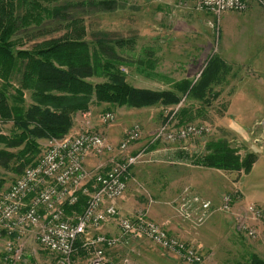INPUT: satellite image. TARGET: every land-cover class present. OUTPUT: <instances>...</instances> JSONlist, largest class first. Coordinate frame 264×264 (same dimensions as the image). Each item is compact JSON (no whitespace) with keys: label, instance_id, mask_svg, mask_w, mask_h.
I'll use <instances>...</instances> for the list:
<instances>
[{"label":"rangeland","instance_id":"obj_1","mask_svg":"<svg viewBox=\"0 0 264 264\" xmlns=\"http://www.w3.org/2000/svg\"><path fill=\"white\" fill-rule=\"evenodd\" d=\"M100 2L101 4H99ZM103 2L111 4L104 6ZM41 3L48 10L62 8L63 17L46 19L40 28L32 26L21 30L17 38H20L22 49H31L36 43L61 37L65 31L64 26L72 19H78L85 28L88 41L92 40L93 34L96 35L100 32L110 34V39L113 41H127L124 47L116 46L115 50L121 57L132 62L129 67H121V71L126 74L127 83L135 88L153 91L171 89L172 84L176 81L168 83L166 79L186 78L189 80L192 78L190 81L194 83L203 72L207 60L212 57H221L219 53L224 38L227 39L225 43L228 42V44L231 37L233 40L236 39V34H232L235 33L233 30H228L232 35L226 34L222 39L221 21L212 20L209 15L196 11L194 0H46ZM228 13L235 16L238 14ZM234 19L236 22V18ZM147 59L155 63L154 71L157 75L147 77L137 71L141 69L146 73V68L140 65L139 61ZM104 81L102 78L87 80L89 84ZM205 81L206 75L200 82L204 84ZM13 85H15V81ZM231 86H236V83H231ZM211 87L212 92L208 103L183 96L179 104L168 108L152 107L131 110L126 107H115L111 111L115 116V120L111 124H103L100 121L101 116L106 113L105 105L93 104L85 115L75 116L73 127L68 135H77L83 132L96 133L104 136L107 142L113 146H117V143L123 140L127 130L134 125L139 126L141 130L139 141H142L143 147H138L132 152L136 154L143 151V153L139 162L133 166L135 169L132 168L133 171L131 169L133 179L130 180L129 191L127 190L125 204L128 211L125 213L126 217L133 218L139 213H145L151 220V215L157 216L159 213H156V210L162 208L169 213V223L177 225L179 222H184L190 226L184 233L185 235L180 237L191 240L189 244L199 250L204 264H251V260L254 258L264 263V223L248 221L249 219L248 222L246 221L256 232V238L252 240L236 229L234 215L240 214L239 212H242V209L247 205H254L264 211V208L254 203L253 200L254 188L259 190L258 194L264 200V115L239 114L240 101L237 98H226L225 93L222 92L221 82L214 83ZM28 101L29 99H27V103ZM175 109L177 111L172 115ZM183 109L189 110L190 113L186 116L184 123L180 124L178 114ZM169 121L172 129L187 124H204L210 127L211 133L201 138L173 145L161 144L158 146L159 143H155L157 147H147L154 130ZM10 128L11 123H0V130L4 134H7ZM216 140L226 141L241 158L247 154H254L258 160L255 161L253 169L251 168L252 171L244 174L246 176H243L242 173L225 171L211 175V173H207L209 171L202 173V170L193 167L186 168L175 163L169 165L166 158L163 160L162 158L153 159L149 154L150 150L154 148L171 149L182 145V147L191 146V150L201 156L205 153L206 143ZM47 142L46 139L38 140L40 152L36 160L42 155ZM106 158L105 156L101 160ZM191 165L194 166L193 163ZM26 168L20 174L0 168V177L5 179L3 191L7 190ZM164 168L169 171L168 173L172 171L169 177L172 178L171 183L175 184L177 181L175 187L180 188L167 198L160 199L154 192L159 187L156 175L164 172ZM179 168H186V171H181L182 169L179 170ZM173 172H177L176 175H178L176 176ZM203 174H206L205 180H209L212 176L211 181L209 180L210 186L211 183L217 185L216 176L225 182V187L222 188L217 200H213L215 205L210 200L193 192L195 189L193 182L195 179L202 182ZM152 176L155 181L150 183L149 180ZM241 176H243L241 182L237 184ZM175 179L176 181H174ZM240 185L249 193V196L238 191L241 189ZM182 189L190 191L188 195L190 197H198L201 201L210 202L213 212L204 221L197 223L183 220L181 217L183 211L180 210V201L177 200L180 197L178 193ZM233 191H236V194L232 213L218 211L217 208L220 206L223 196ZM193 208L196 212L198 207L194 206ZM158 225L161 226V224ZM96 234L118 235L117 221L110 220L97 230H89L83 240L90 239ZM4 245L5 238L0 237V264H8L3 259ZM17 249L20 248L17 247ZM90 256L91 251L84 250L83 254L75 256V261L78 264H88ZM106 257L115 264H188L178 257L162 251L142 237L129 238L126 245L107 250ZM15 264H54V257L28 238L23 241L20 259Z\"/></svg>","mask_w":264,"mask_h":264},{"label":"trees","instance_id":"obj_2","mask_svg":"<svg viewBox=\"0 0 264 264\" xmlns=\"http://www.w3.org/2000/svg\"><path fill=\"white\" fill-rule=\"evenodd\" d=\"M44 1L0 0V123H11L7 134L0 130L1 169L20 174L25 167L32 166L40 152L38 140L65 137L73 127L75 116L87 113L93 104L105 105L107 113L115 107L132 110L174 107L183 96L208 103L212 84L220 82L222 62L212 57L194 83L181 80L164 91L132 87L121 71V67H129L132 62L115 50L116 46L124 47L127 41H113L110 34L104 32L93 34L88 41L78 19L64 26L61 37L22 49L20 38H17L21 30L32 26L40 28L46 19L63 17L62 8L48 10L42 6ZM139 64L146 68V73L137 70L141 74L157 75L152 60L139 61ZM205 75L206 81L202 84L200 81ZM92 78L105 81L89 84L87 80ZM166 82L169 83V79ZM189 113L186 109L179 111L180 124ZM255 161L254 154L241 158L226 141L216 140L206 143L205 153L194 157L191 163L248 174ZM4 185L5 179L0 177V194ZM82 205L80 200L74 207H65L64 211L67 215L72 211L80 213ZM81 244L78 240L76 255L84 253ZM251 264L264 263L254 258Z\"/></svg>","mask_w":264,"mask_h":264},{"label":"built area","instance_id":"obj_3","mask_svg":"<svg viewBox=\"0 0 264 264\" xmlns=\"http://www.w3.org/2000/svg\"><path fill=\"white\" fill-rule=\"evenodd\" d=\"M247 1L264 6V0H194V9L211 13L217 18L224 12H244ZM114 120L111 112L104 113L100 118L103 124H111ZM169 123L153 132L149 144H175L211 133L210 127L204 124H187L172 129ZM140 138L141 130L134 125L117 146L91 132L48 139L39 159L0 194V237L5 238L4 261L15 264L20 259L23 241L30 238L54 257V264H78L75 261L78 240L82 241L83 250L91 251L88 264H115L107 259V250L126 245L129 238L144 237L183 262L204 264L195 246L168 235L145 213L133 218L119 213L115 202L125 194L130 171L139 162L143 151L127 156L124 153ZM104 155H108V159L103 164L93 169L85 167L87 158ZM184 191L179 195L182 197L177 199L183 211L181 217L185 221H204L213 212L210 202L190 197L188 190ZM235 194L236 191L226 193L217 210L232 213ZM80 200L83 202L81 212L72 211L67 215L65 207H74ZM194 206L198 207L196 212ZM239 213L234 214L236 229L249 239H255V229L247 222L264 223V211L247 205ZM110 220L117 221L118 235L96 234L83 240L89 230H97Z\"/></svg>","mask_w":264,"mask_h":264},{"label":"crops","instance_id":"obj_4","mask_svg":"<svg viewBox=\"0 0 264 264\" xmlns=\"http://www.w3.org/2000/svg\"><path fill=\"white\" fill-rule=\"evenodd\" d=\"M203 13L209 15L212 20L221 21L222 39L225 37L226 34H228L229 36L232 34L233 35L236 34V39H234L235 41L231 37V41L229 42V44L228 42L225 43V40L227 39L224 38L223 40L224 42L222 41L221 50L219 53L221 54V57H219V59L222 62V70L220 71L219 77H221L220 82L222 83L223 86L222 87L223 94L225 93V96L228 99L237 98L240 101V104L238 106L239 114H253L258 116L264 115V6L254 1H247L246 10L240 14L238 13L236 16L233 15L232 13L224 12L219 17L216 18V16H214L211 13L208 12H203ZM234 18H236V22L234 21L235 20ZM228 30L229 31L233 30L235 31V33L230 34ZM191 79H189V81ZM181 80H187V79L186 78H181L180 80L169 79L170 82L171 81L178 82ZM233 82L236 83V86H231V83ZM158 146H161V144H159ZM138 147L140 148L143 147L142 141L130 145L128 149L125 151L124 156H127V154L133 155L135 152L132 151H134V149L135 150L138 149ZM147 147L149 148L157 147V144H148ZM149 154L153 157V159L162 158L163 160L164 158H166V160H168L167 164L169 165L175 163L179 166H183L186 168L193 167L202 170V173H205L204 171H209L207 173H211V175L214 173H221V171L219 170L206 169L203 167L191 165V160L194 157L198 156L196 151L191 150V146L182 147L181 145L179 147H175L171 149L154 148L153 150H150ZM195 154L197 155L194 156ZM105 156L107 158L101 160V158ZM173 157L175 158L173 159L174 161L170 159ZM118 158H120V155L118 156ZM107 159H108V155H104L102 157H89L85 161V167L88 169H93L99 164H103ZM255 164L256 162L253 164L252 169L255 166ZM186 168L183 169L181 168L182 170L179 168V170L186 171ZM133 169H135V167ZM102 171L104 172L105 170ZM132 171H130L129 178L127 181L128 189H126L125 192L126 194H124L121 199L115 202V205L117 206L118 210L124 216H126L125 213H127L128 211L127 210L128 207H126L127 205L125 204V202L127 201V192L130 189V184H129L130 180L133 179ZM168 172L169 171L165 169L164 172L156 175L159 187L156 186L157 188L154 192L157 193V196H159L160 199L167 198L168 196L172 195L175 191H177L180 188V187H175V184L177 183L176 179L174 180L176 181L175 184L171 183L172 178L170 179L169 177L172 171L170 173ZM176 173L177 172H173V174L175 175ZM205 176L206 174H203L202 182L197 181L195 179V182H193L195 187V189H193L194 190L193 192L201 197H204L207 200H210L215 205L213 200H217L216 198L221 193L222 188L225 187V182L220 177L216 176L215 178H217L218 180L217 185L211 183L210 186L209 180L211 181L212 176H210L209 180L208 179L205 180L204 178ZM243 176L246 175L243 174ZM243 176L239 178L237 184H240ZM134 178H136L135 175ZM153 179L154 177L152 176L149 182L150 183L154 182L155 180ZM240 188L241 189L238 191H241V193H243L244 195L246 194V196L247 195L249 196V193H247L241 185ZM183 191L184 190L182 189L178 193V195H180ZM253 191L255 192L253 199L254 203L264 208V200L262 199V196L258 194L259 190L257 188H254ZM188 192L190 193V191ZM156 213L159 214L157 216L154 214L151 215L152 217L150 219L151 220L153 219L152 221L161 224L163 230H165V232L168 235L171 236L176 235L182 241L187 243L191 241L189 239L180 237V236H184L185 235L184 233L187 232V230L190 228L188 224H185L184 222H179L177 225L176 224L173 225L172 223H169L168 222L169 213L162 208L161 209L158 208V210H156Z\"/></svg>","mask_w":264,"mask_h":264}]
</instances>
